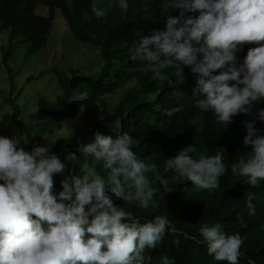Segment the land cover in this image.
Here are the masks:
<instances>
[{"label":"clouds","instance_id":"obj_1","mask_svg":"<svg viewBox=\"0 0 264 264\" xmlns=\"http://www.w3.org/2000/svg\"><path fill=\"white\" fill-rule=\"evenodd\" d=\"M127 12L128 0H117ZM180 9L178 16L169 15ZM168 13L164 28L153 29L129 50L131 60L145 72L162 78L163 71L189 66L197 78L193 94L199 107L213 112L217 123L230 124L232 117L248 114L254 102L264 100V0H165ZM91 12L97 19L107 15L99 0ZM199 13L197 16L184 13ZM249 48L237 66L236 53ZM173 111H179L175 109ZM171 114V113H169ZM257 119L264 122V109ZM245 147L250 155L231 165V172L256 187L264 181V135L254 122H246ZM137 143L128 133L105 136L96 133L93 142L79 150L94 158L80 173L70 172L54 194L53 175L65 164L51 153V145L31 151L18 147L13 138L0 136V264H145V249H154L169 228L166 216L141 223L118 208L112 196L124 202L157 207L152 185L161 179L155 163L146 164L132 150ZM189 145L168 158L166 171L191 181L198 190L212 192L228 171L224 150L194 159ZM102 164L108 176L99 175ZM153 173L152 179L147 173ZM111 193V195L109 194ZM249 215L255 214L254 194L245 193ZM67 202V203H66ZM207 253L216 261L237 264L243 238L227 235L220 223L199 229ZM160 264H173L167 255Z\"/></svg>","mask_w":264,"mask_h":264},{"label":"trees","instance_id":"obj_2","mask_svg":"<svg viewBox=\"0 0 264 264\" xmlns=\"http://www.w3.org/2000/svg\"><path fill=\"white\" fill-rule=\"evenodd\" d=\"M99 2L107 9V15L97 19L91 12L93 0H0V34L3 32L7 41L6 46H0V72L6 68V81L11 85L8 95L2 97V92L0 99L10 106V123L25 136L24 145L18 147L31 151L35 146H47L46 138L60 131L64 122L78 119L71 132L50 143L51 153L65 164L63 173L53 175L54 194L58 195L61 180L70 172L79 174L85 163L94 162L93 157L79 150L81 145L93 142L96 133L114 139L128 133L137 141L132 149L137 158L157 165L161 179L152 185L158 189L153 197L157 207L124 202L114 195L113 201L141 223L157 215L166 216L169 221L156 248L145 249V257L151 258L145 264H160L163 255L173 264H227L207 253L199 232L203 225L215 223H220L227 235L239 234L243 238L237 264H264V181L252 187L244 182L246 178L231 172L233 163L250 155L251 147L243 144L245 123L254 122L257 134L264 135V122L257 119L259 110L264 109V100L254 102L248 114L233 116L228 125L217 123L213 112L202 110L197 103L203 97L193 94L197 78L189 66L181 65L182 75H177L175 68H168L162 78H157L130 58L129 50L141 37L164 28L168 15L162 11L165 0H128L127 12L117 6V0ZM38 6L47 8V14L36 13ZM57 10L74 41L96 48L100 68L96 73L73 65L54 68V80L61 92L53 101L38 98L36 110L24 123L15 100L17 95H13L12 78L16 74L8 60L14 46L21 43L25 44L26 55L37 53L48 44ZM180 11L173 9L169 15L178 16ZM189 15L199 13H184L185 18ZM256 46L246 43L241 47L236 53L237 66L249 48ZM31 79L28 76L26 82ZM82 95L84 98L79 99ZM189 145L196 149L191 153L194 159L224 150L228 171L216 190H198L191 181L177 179L174 171L165 170L167 159ZM95 168L107 179L108 172L102 164H95ZM147 175L152 179L154 174ZM245 193L254 194V215H249Z\"/></svg>","mask_w":264,"mask_h":264},{"label":"rangeland","instance_id":"obj_3","mask_svg":"<svg viewBox=\"0 0 264 264\" xmlns=\"http://www.w3.org/2000/svg\"><path fill=\"white\" fill-rule=\"evenodd\" d=\"M36 13L46 15L47 8L38 6ZM4 39V33L1 32L0 46L7 45V41ZM97 55V50L93 46L74 41L70 36V31L65 20L58 10L54 14L49 42L44 48L37 53L26 55L24 43L14 46L8 63L12 73L16 74L12 78L13 95H17L15 100L20 106L22 121L26 123L29 115L36 110L38 98L45 97L53 101L61 92L54 80V68L59 67L63 69L68 65H73L85 72L96 73L100 68ZM28 76H32L33 79L26 82ZM0 79V93L3 92L2 97H4L8 95L11 86L10 82L6 81V68H2ZM78 98L83 99L84 96L82 95ZM10 118V106L4 104L2 99H0V136L13 138L17 146H23L24 144L22 143H25V136L20 129H17L10 123ZM78 123L77 118L64 122L60 131H56L51 137L46 138L45 145L52 143L60 137H65Z\"/></svg>","mask_w":264,"mask_h":264}]
</instances>
